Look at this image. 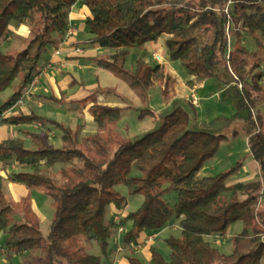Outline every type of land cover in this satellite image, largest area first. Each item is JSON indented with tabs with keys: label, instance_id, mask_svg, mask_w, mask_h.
<instances>
[{
	"label": "trees",
	"instance_id": "1",
	"mask_svg": "<svg viewBox=\"0 0 264 264\" xmlns=\"http://www.w3.org/2000/svg\"><path fill=\"white\" fill-rule=\"evenodd\" d=\"M78 2L89 10L88 41L112 50L100 56L97 65L126 82L143 102L156 84L164 100L171 99L176 82L165 63L138 58L136 67L129 69L128 57L133 49H146L163 38L167 57L185 67L188 87L209 78H223L231 84L238 109L234 116L245 113L241 115L243 130L259 164V178L228 183L242 161L227 171L201 176L226 135L191 123V114L182 106L162 115L160 125L142 137H124L117 123L125 108L97 100L98 93L110 94L115 92L113 88L88 96V111L97 132L83 140L78 130L34 112L2 117L40 74L43 51L68 36L70 13ZM14 22H28L30 37L15 54L0 48V93L14 88L0 106V121L53 125L62 131L63 143L55 147L45 132L30 131L24 132L30 147L23 138L0 141L1 162L30 168L12 172L9 178L41 190L52 199L54 208L50 231L44 234L32 199L9 198L0 174V226L8 235L6 251L27 254L43 264H106L102 256L87 251V244L96 242L104 256L109 254L117 227L108 217L109 208L127 205V196L118 189L124 184L130 196H143L140 207L124 219L135 223L125 235L126 245L136 246L143 232H160L174 217L180 219L181 235L166 239L169 258L153 246L151 264H262L264 111L259 105L264 101V0H0V45L10 38ZM230 30L236 38L233 48ZM244 33L254 39L257 51L250 52L240 43ZM224 69L233 81L223 75ZM147 115L155 114L142 109L139 116ZM57 164H62L61 181L49 172ZM171 192H176L174 204L166 199ZM16 214L20 221L14 220ZM238 221L243 229L235 235L231 253L222 252L208 240L225 235ZM126 261L143 264L134 253Z\"/></svg>",
	"mask_w": 264,
	"mask_h": 264
},
{
	"label": "rangeland",
	"instance_id": "2",
	"mask_svg": "<svg viewBox=\"0 0 264 264\" xmlns=\"http://www.w3.org/2000/svg\"><path fill=\"white\" fill-rule=\"evenodd\" d=\"M81 22V21H78ZM82 23H85V21H82ZM15 25V30L12 29V26ZM86 25V24H85ZM87 26V25H86ZM73 30V29H72ZM73 33L69 36H72ZM230 46L231 48L234 47L236 38L235 35L230 30ZM30 37L29 34V24L28 22L24 23H17L14 22L11 25V33L10 38L7 40H2L0 48L3 52H8L11 54H15L16 52L22 50L25 48L27 41ZM162 47L163 49L159 51L160 54L163 56V63L166 64H173V67L177 73V75L180 77L184 76L185 74H188L185 67L182 65L181 61L179 60H171L166 55V47L164 44L165 38L161 39ZM160 41V40H159ZM240 43H242L250 52L257 51V45L254 41V39L247 35L242 34L240 37ZM158 46V45H157ZM155 50V47H148L147 52L146 49H133L128 57L127 61V67L129 69H134L136 67V60L138 58H144L146 61H150V63H158L153 57L152 52ZM59 51V50H57ZM80 51V52H79ZM56 52V51H55ZM75 52L79 54H83L84 50H81V47H76ZM51 54L49 50H44L42 53V56L38 62V66L43 65L46 63L47 59L46 57H50ZM49 59V58H48ZM223 75H226V78L230 81H233V77H230L229 70L224 69ZM173 75V73H172ZM116 77V76H115ZM179 79V78H178ZM176 78L173 79V81H177ZM121 80V79H120ZM37 81V77L34 79L33 84ZM264 81V80H263ZM119 84L112 83L113 87H116L117 90L126 96V102L131 104V109L125 108L127 112L122 113V116L120 120L117 123V129L118 131L126 138L130 139H136L139 137H142L145 135V131H147L149 128L153 126V119L154 117L151 115H147L144 118H140V113L142 109L145 107L142 105V103L147 104V102H143L129 87V85L124 82L123 80L118 82ZM175 83V84H176ZM111 85V86H112ZM187 85V84H186ZM199 85V84H198ZM196 85L193 88L189 87V94H188V100L190 102L186 104V110L191 114L192 121H196L195 114H197L198 120L202 122H206V126L208 130H212L214 132H222L226 135V138L221 142L219 151L217 153V156L214 159L208 160L204 168L206 170L204 171H211L214 172V174H217L218 172H224L229 169H231L233 166L237 164L238 161H242V163H246L248 160L249 155V144L247 137L245 135V132L243 130L244 126V119L241 115L245 114L244 112H241L239 116H234V114L238 111L236 106V96L235 92L232 87H228L224 83L223 78H209L205 80V87L200 88L198 91ZM30 86V87H31ZM29 87V88H30ZM188 87V86H187ZM101 88V89H107ZM160 85L158 84L157 87H154L151 92L152 100L156 102L158 99H161L160 97ZM100 89V90H101ZM159 89V90H158ZM99 90V89H98ZM115 90V89H114ZM159 91V92H157ZM197 92V94H196ZM14 93V88H8L6 91H3L0 93V106ZM116 93V90L115 92ZM182 94L180 85L176 86L174 85L173 94ZM99 94V93H98ZM97 94V95H98ZM101 94V93H100ZM103 94H107L104 92ZM112 94V93H110ZM172 94V96H173ZM162 95V93H161ZM90 96V94L88 95ZM87 96V97H88ZM115 97V95H111L109 98H106L107 101L115 102L119 104L120 100L118 101ZM163 97V96H162ZM25 99V105H26V97ZM164 99V98H163ZM149 100V98H148ZM90 102L91 98L88 97L84 100V102ZM124 102V99L122 100ZM160 101V100H159ZM157 101V103L159 102ZM196 103H195V102ZM28 103V102H27ZM100 103V102H99ZM160 103V102H159ZM30 105H33L32 103ZM84 104V108H85ZM260 109L264 111V101L260 103ZM140 107V108H138ZM145 109V108H144ZM19 110H17V113ZM40 111V110H39ZM44 114H47L49 116H52L53 118H60L59 120L66 125V122L70 123L72 121V115L69 114L67 110H56L52 105H48L45 107ZM15 113V112H14ZM61 113H65L64 115H61ZM155 114V113H154ZM83 115H90L91 118L93 116L90 114L89 111H84ZM8 117V116H7ZM230 119V120H229ZM93 120V119H92ZM2 122L0 121V124ZM95 123V122H94ZM25 125V129L33 132H37L38 129L32 125V124H21ZM93 124H87L86 130H91V126ZM96 125V123H95ZM160 124L158 123V126ZM53 126V125H51ZM97 126V125H96ZM157 126V127H158ZM55 127V126H53ZM210 128V129H209ZM56 131H58V136L61 137L62 131L55 127ZM75 130V129H74ZM97 132V129H96ZM144 132V133H143ZM89 132L83 134H80L79 137L81 140H83L87 136H91ZM31 142L29 145L31 146ZM62 164H58V166H55L51 169H49V172L53 174V176L58 180L61 181V171L60 167ZM243 165V164H242ZM45 165H43L44 167ZM242 167V166H241ZM240 167V169H241ZM239 169V170H240ZM55 172V173H54ZM238 172V171H237ZM237 172H235L228 180V183H231L232 181H236V179L239 178ZM234 179V180H233ZM118 189L127 196L128 202L126 206H123L120 209H116L114 207L109 208L108 217L110 219H114V222L117 224V227L114 229V233L112 235V238L110 240V248H109V254L107 256H104L99 245L96 242L87 244V251L102 256L104 262L106 264H127L126 257H128L131 254H135L143 264H151L150 262V248L155 247L157 248L165 257L169 258L170 256V247L167 244L166 239L170 235L174 236H180L181 235V228L179 225L180 219L174 217L168 225L160 232H143L139 244L138 245H126L123 241L125 238V235L131 231L134 227L133 221H124L125 217L132 211L137 210L141 203L143 202V196L142 195H133L130 196L128 194V189L126 185L121 184ZM32 201L39 209L40 214V228L44 234H47L50 231L51 227V220L54 214V208L51 204L49 205L47 202V195H45L41 190L39 189H33L32 190ZM166 199L171 202V204H174L175 201H177L176 192H171L166 195ZM19 201V200H18ZM21 217V216H20ZM18 214L14 215L15 221L19 220ZM236 223H241V221H238ZM234 223L229 231L230 233L234 232L237 228V226ZM122 227V230L120 228ZM7 233L4 229L0 226V264H43L40 261H37V259L31 258L27 254H17L16 252L9 251L7 254V251L5 249L6 240H7ZM215 245L222 251L227 254L231 253L234 249L233 243L231 240H219L217 243L215 242ZM4 249V253L2 250ZM132 250V251H131ZM131 251V252H130ZM10 253H13L10 255ZM41 254V251H37L34 256L39 257ZM262 264H264V258L262 260Z\"/></svg>",
	"mask_w": 264,
	"mask_h": 264
},
{
	"label": "crops",
	"instance_id": "3",
	"mask_svg": "<svg viewBox=\"0 0 264 264\" xmlns=\"http://www.w3.org/2000/svg\"><path fill=\"white\" fill-rule=\"evenodd\" d=\"M88 15H89V10L82 2H78L72 8L70 13V25L74 30V34L72 36H65L63 41L57 43L55 46L50 47L48 49L51 56L46 57L47 61L45 64L38 66L40 69V74L37 76V81H35L33 86H31L25 91V94H28L26 96V105L24 104L22 107H18L15 113L10 112L9 114H7V116H10L12 114H17V110H19L18 112H22V113L34 112L38 115H42L62 123L59 120L60 118H53L52 116L40 112L42 110L44 111L45 107H47L48 105H52L56 110H64V109L67 110L69 114L72 115V121L70 123L66 122V125L75 130H78L79 135L83 134V136H85L84 132L85 133L89 132L90 134L93 135L96 133V129H97V126L94 123L95 121L92 120L93 118H91L90 115L89 116L83 115V112L86 110L88 111V108L91 104L88 101L84 102V100L93 91L106 87L113 88L116 90V93H112L108 95L99 93L97 95L98 102L104 105L121 106L129 109L134 107L128 102H126L125 100L126 96L120 93L117 90V88L113 87L112 85V83L119 84L118 82L121 80L115 77L113 74H111L108 70L100 68L97 65V59L102 55L112 53V50L101 48L88 41V39L91 36L88 27L85 25L86 17ZM82 21H85V23H82ZM15 27L16 26L13 25L12 29L15 30ZM162 42L163 41L160 40L156 43L149 44L146 48V52L148 47H152V46L155 47V50L153 52H159L160 50L163 49ZM76 47H81L84 50V53L79 54L75 52ZM57 50L60 51L58 54L55 53V51ZM165 65L168 67V70L171 73V75L173 73L172 79L176 80V78L177 79L179 78L178 83L175 84V87L180 85L182 94L174 93L171 99L165 101L161 95V87H160L159 94L161 96L160 97L161 99H158L157 101L160 100L159 101L160 103L159 102L157 103V101L154 102L152 100L151 93H149V100L147 104L142 103V105L145 106L144 107L145 109L154 112L155 115L153 116L154 117L153 126L149 128L147 131H145V133L155 129L158 126V123L159 124L161 123L160 117L162 115L171 112L177 106H182L185 108L187 103L190 104L188 100V94L190 89L186 85V82L189 79V75L185 74L184 76L179 77L172 63L170 64L165 63ZM225 85L231 87V84L225 83ZM157 86L158 84H156L154 87ZM204 87H205V82L199 84L196 91ZM111 95L118 96L115 98L118 101L120 100L119 101L120 103L117 104L115 102L107 101L106 98H109ZM123 99L124 102L122 101ZM31 103L33 105H30ZM84 104H86L85 108H84ZM125 112H127L126 109L123 111V113ZM61 115L65 116V113H61ZM195 118L196 121L194 122L192 121L191 123L200 126L203 125L204 127H207L206 122H202L198 120L197 114H195ZM87 124H93L91 126V130H86ZM32 125H34L38 129V131L37 132L30 131V132L33 133L45 132L49 136V140L52 145H54L55 147L62 146L63 143L62 135L61 137L58 136V131H56L55 127L51 126L50 124L42 126L34 123ZM25 131H29L25 129V125H21V124L11 125L8 123H1L0 141L5 139L23 138L25 139L26 147H30L29 143L31 142V140L25 136L24 133ZM249 152H250V148H249ZM249 155L251 156L248 157L247 162L243 163L241 169L238 170L237 172L239 178L236 179V181H232L231 184L238 181H249L252 179L259 178L260 176L259 164L253 158L251 152ZM55 166H58V164ZM27 170H30L28 166L18 165L16 163H3L0 161V174L4 178V191L9 198L18 201L27 196H29L30 198L32 197L33 189L26 187L24 184L13 182L9 178L12 172H20ZM204 170L206 169L203 167L202 170L200 171L201 176L214 174V172L208 170L204 171ZM47 202L49 205L52 202V199L49 196H47ZM38 212H40L39 209ZM17 219H19L17 221H20L21 219L20 215H18ZM235 225L237 226V228L234 232L230 233V231H228L223 236H210L208 237V240L213 242L214 244L215 242L217 243L219 240L222 239L231 240L233 243L235 235H237L243 229V223L242 224L236 223ZM2 252L4 253V249L2 250ZM7 254H9L8 251ZM11 254L13 253H10V255Z\"/></svg>",
	"mask_w": 264,
	"mask_h": 264
},
{
	"label": "built area",
	"instance_id": "4",
	"mask_svg": "<svg viewBox=\"0 0 264 264\" xmlns=\"http://www.w3.org/2000/svg\"><path fill=\"white\" fill-rule=\"evenodd\" d=\"M226 11L228 12L229 9L227 8ZM72 33H73V30H72V28H70V30L68 31V36L71 35ZM81 50H83V49L81 48ZM59 52H60V51H56L55 53L58 54ZM79 52H80V51H79ZM152 57H153L156 61H158V62H163V56H162V54H160L159 52H153V53H152ZM27 95H28V94H25V96L23 95V97H22L21 99H19L18 102H17L12 108H10L9 110L4 111L2 117H7V114H9L10 112L14 113V112H16V109H17L18 107H22V106L25 104V99H24V98H25ZM194 102H195V101H194ZM195 103H196V102H195ZM120 230H122V227L120 228Z\"/></svg>",
	"mask_w": 264,
	"mask_h": 264
}]
</instances>
